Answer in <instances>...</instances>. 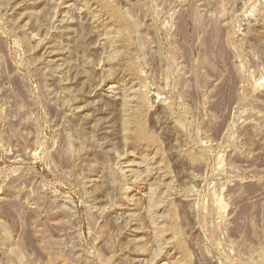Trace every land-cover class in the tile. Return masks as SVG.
<instances>
[{"label": "rangeland", "instance_id": "rangeland-1", "mask_svg": "<svg viewBox=\"0 0 264 264\" xmlns=\"http://www.w3.org/2000/svg\"><path fill=\"white\" fill-rule=\"evenodd\" d=\"M0 264H264V0H0Z\"/></svg>", "mask_w": 264, "mask_h": 264}]
</instances>
